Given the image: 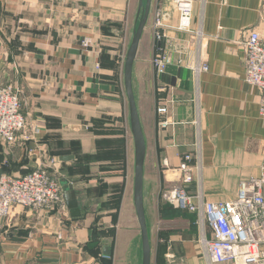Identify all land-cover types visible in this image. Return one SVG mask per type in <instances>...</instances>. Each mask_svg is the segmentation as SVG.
Returning a JSON list of instances; mask_svg holds the SVG:
<instances>
[{"label": "crops", "instance_id": "1", "mask_svg": "<svg viewBox=\"0 0 264 264\" xmlns=\"http://www.w3.org/2000/svg\"><path fill=\"white\" fill-rule=\"evenodd\" d=\"M139 1L0 0V66L25 65L21 80L33 110L29 115L22 105L21 112L37 128L27 144L32 151L25 171L0 173L19 177L57 159L62 192L64 184L73 188L80 211L73 218L67 208L64 215L59 209L15 207L0 229V264H121L117 249L126 238L125 264H140L121 61L138 22ZM193 3L190 31H180L173 1L151 0L132 69L146 144L143 207L151 264H170L169 258L171 264H208L193 244L201 237L197 214L180 209L186 219L169 217L156 199L163 186L176 184L184 155L192 156L194 166L185 191L211 203L235 199L241 181L260 175L264 159L260 94L245 82L242 46L249 32L261 33L264 0ZM157 13L165 25L155 29L161 41L154 36ZM85 39L91 41L88 48L82 47ZM159 49L168 59L163 75L152 64ZM198 64L206 71L196 80L192 67ZM162 105L165 115L157 113ZM164 121L171 124L162 129ZM114 227L112 243L108 231ZM105 247L111 261L103 256Z\"/></svg>", "mask_w": 264, "mask_h": 264}, {"label": "built area", "instance_id": "2", "mask_svg": "<svg viewBox=\"0 0 264 264\" xmlns=\"http://www.w3.org/2000/svg\"><path fill=\"white\" fill-rule=\"evenodd\" d=\"M178 15L180 31H190L193 3L191 0H173ZM261 33L251 31L242 43L245 54V82L255 87L260 94L259 113L264 119V21ZM165 28L159 13L155 29ZM161 34V33H160ZM155 38L162 40V35ZM198 40H200L198 38ZM85 40L83 46L87 47ZM152 64L158 75L166 71L168 59L160 49ZM206 67H192L195 79ZM22 104L17 95L8 88H0V141L13 144L26 126ZM168 109L162 105L158 114L165 115ZM171 123L161 122L166 128ZM24 138V136L22 137ZM191 155H184L177 168L176 184L172 185L168 201L176 208L197 214L201 232L200 246L208 264H264V159L257 177L240 182L235 199L223 203L204 202L200 196L188 195L186 185L193 179L194 166ZM57 159H50L34 171L16 178L0 175V229L15 207L29 211L59 209L67 215L60 182L57 179Z\"/></svg>", "mask_w": 264, "mask_h": 264}, {"label": "water", "instance_id": "3", "mask_svg": "<svg viewBox=\"0 0 264 264\" xmlns=\"http://www.w3.org/2000/svg\"><path fill=\"white\" fill-rule=\"evenodd\" d=\"M150 4L151 0L139 1L138 23L133 32L126 53L123 70L124 90L128 104L129 127L134 147L133 202L137 221L140 228L141 264H151V250L143 207V167L146 154V144L133 92L132 69L134 60L138 52L140 39L148 21ZM62 160L69 159L63 158ZM63 198L66 204V208L69 210L71 217L78 218L80 211L78 209L75 191L72 187H68L66 184L63 185ZM110 255V249L105 247L103 249V256L110 257ZM169 259L171 264L172 258Z\"/></svg>", "mask_w": 264, "mask_h": 264}, {"label": "rangeland", "instance_id": "4", "mask_svg": "<svg viewBox=\"0 0 264 264\" xmlns=\"http://www.w3.org/2000/svg\"><path fill=\"white\" fill-rule=\"evenodd\" d=\"M191 1L193 3V0H191ZM193 5H194V3H193ZM192 13H193V8H192ZM159 17H160V13H159ZM155 19L153 21V28L155 31L154 36L156 33H159V30L157 32L155 30ZM136 26H137V24H136ZM190 27H191V25H190ZM85 40L89 41V45L87 47L83 46V42ZM85 40L81 43L82 47L88 48L91 45V43H90L91 41L89 39H85ZM127 50H128V48H127ZM13 52L15 54H20L21 49L19 47H13ZM125 52L127 53V51L121 52V57H122L121 61L124 59L123 60L124 62H125V57H126ZM16 56H18V55H16ZM17 59L20 60V58H17ZM6 64L7 63L5 62L4 65L0 66V88H8V89L12 90L13 92L17 93V95L21 101V104L24 106V111L29 112V108L31 107V109H32L33 99L31 97V95L29 94L27 88H25L24 84H22V80H21V75H22L23 71L25 70L24 69L25 65L23 63L17 61L16 63L9 64L11 67L5 69V67L8 65V64L7 65ZM126 107H127V103H126ZM28 114L30 115V112ZM25 119H26L25 129H24V131H22L18 135L16 141L13 144H5V143L0 141V170L2 173L17 175L18 173H22L23 171H25L24 169L26 168V166L28 164L27 157H30L29 154L31 153L32 149H31V144H29V145H27V144L32 142L31 139L32 140L34 139L33 136L36 134L37 128H36V126L34 127V123H33L34 120L32 121L28 116L27 117L25 116ZM162 129H164V128H162ZM23 136H24V138H22ZM1 175H7V174H1ZM7 176H10V175H7ZM172 188H173L172 185L163 186V188L159 192V196H157L156 199L162 203L161 205L164 208V210L169 212V214H168L169 217L173 216V217H180V218L186 219L187 215L185 213H182L180 209L176 208L173 204H171L168 201V195H169ZM187 220L191 223V228L194 227L197 230V225H196L195 219H193L192 217L191 218L189 217ZM197 224L199 227L198 218H197ZM108 234L111 238L110 241L112 243H114L115 239L117 238V234H118L116 232L115 227L113 229L109 230ZM199 241H200V237H199V235H197V238L195 239V242L193 244H194L195 248L198 249V251L202 252ZM128 245H129L128 238H126L124 240V242L121 243L119 248L117 249L118 250L117 253L119 255L118 257H119L120 261L122 262L121 264H125L124 260H125L126 256H128V253H129ZM116 258H117V255H116ZM140 264H141V258H140Z\"/></svg>", "mask_w": 264, "mask_h": 264}, {"label": "trees", "instance_id": "5", "mask_svg": "<svg viewBox=\"0 0 264 264\" xmlns=\"http://www.w3.org/2000/svg\"><path fill=\"white\" fill-rule=\"evenodd\" d=\"M25 175V174H24ZM24 175H21V176H19V177H22V176H24ZM12 177H14V176H12ZM19 177H16V178H19ZM94 238H95V235H94ZM92 239H93V236H92ZM95 246V245H94ZM97 253V255H98V252H96ZM94 254H95V252H94ZM109 258V260L111 261V255H110V257H108Z\"/></svg>", "mask_w": 264, "mask_h": 264}]
</instances>
